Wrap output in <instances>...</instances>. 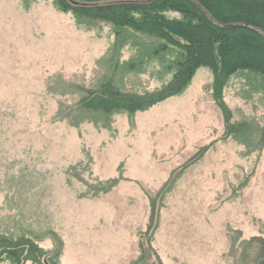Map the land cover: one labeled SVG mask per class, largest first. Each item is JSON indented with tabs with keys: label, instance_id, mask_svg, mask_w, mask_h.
Here are the masks:
<instances>
[{
	"label": "rangeland",
	"instance_id": "374dc122",
	"mask_svg": "<svg viewBox=\"0 0 264 264\" xmlns=\"http://www.w3.org/2000/svg\"><path fill=\"white\" fill-rule=\"evenodd\" d=\"M24 5L0 0V234L51 254L54 233L59 264H136L139 240L138 264H253L245 241L264 237L259 82L214 84L199 67L147 109L92 113L84 96L106 82L143 93L169 77L152 61L144 73L124 67L132 51L114 50L106 22L77 23L51 0ZM215 96L240 138L258 128L249 148L225 135Z\"/></svg>",
	"mask_w": 264,
	"mask_h": 264
},
{
	"label": "trees",
	"instance_id": "16d2710c",
	"mask_svg": "<svg viewBox=\"0 0 264 264\" xmlns=\"http://www.w3.org/2000/svg\"><path fill=\"white\" fill-rule=\"evenodd\" d=\"M24 1L27 10L28 0ZM51 4L59 12L71 13L77 23L110 24L114 50L126 46L132 51L129 61L124 63L129 66L124 67L144 73L143 65L152 61L159 70L158 79L169 77L161 87L143 93L106 82L84 96L82 106L89 112L147 109L181 91L199 67L210 71L214 84L240 77L248 84L259 82L264 94V0H51ZM145 37L151 43L144 42ZM135 58L140 64L137 68L131 64ZM217 97L213 98L225 121V135L232 134L233 139H240L249 148L258 128L242 136L247 138H240L238 123L228 122L229 109ZM260 137L262 144L264 124ZM100 188L93 186L89 191L96 195ZM152 218L150 212L149 223ZM150 230L149 225L146 232ZM52 235L55 245L49 254L32 238L0 234V263L5 258L12 264H59L56 259L60 246ZM245 245L255 247L253 264H264V237H251ZM137 248L136 264L145 257V244L139 240Z\"/></svg>",
	"mask_w": 264,
	"mask_h": 264
}]
</instances>
